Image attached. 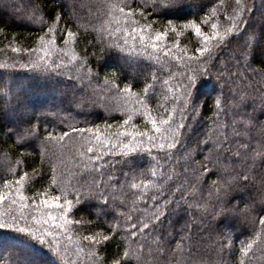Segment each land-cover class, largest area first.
I'll return each instance as SVG.
<instances>
[{
    "label": "trees",
    "instance_id": "16d2710c",
    "mask_svg": "<svg viewBox=\"0 0 264 264\" xmlns=\"http://www.w3.org/2000/svg\"><path fill=\"white\" fill-rule=\"evenodd\" d=\"M108 2L109 0H74L77 9L83 10L86 14L85 17L80 18L69 13L63 7L64 2L59 3L57 0H0V64L9 65L6 68H0V101L11 102L10 108L0 109V192L7 194V198L0 202V217L11 219L13 216H22V225L27 223L40 227L44 231L49 230L53 222L49 221L48 225L42 223L43 220L48 219L47 210L37 211L33 200L38 204L40 199L46 198L35 195L37 190L41 192L47 190L49 195H61V192L65 190L66 180L59 183L55 190L50 187L52 167L56 166L57 173L63 172L65 177L76 174L79 178V173L82 171L79 165L86 159L79 153L80 151L86 152L88 146L97 147L94 133L117 131V126L122 125L123 120L129 115L133 117V120L127 126L128 131L132 130V123L136 124L140 130H145V128L150 130L151 125H146L140 114L143 112V108L138 103L137 97L142 98L147 95L148 106L151 109H156L158 102L163 103L164 108L169 111L175 107L173 127L182 122L179 111L182 101L178 102L172 99L164 101L163 97L166 95L171 97L172 93H169L168 89H173L175 95H179V91L176 90L184 80L181 73H185L186 68L179 60L164 56L162 53H154L151 58L146 53H121L114 48H108L106 41L99 42L94 29L101 27L108 19L105 8V4ZM139 2L140 0H137V3ZM246 3L252 9L251 12L245 14L251 17L248 22L250 25L248 32L255 31L264 41V18L262 20L264 0H246ZM233 6L234 0H178L173 11L159 15L151 14L149 18L156 21V27L160 30H164L169 20L172 21V25L182 34L170 33L164 43L173 49V56L183 57L185 52L189 55L195 54V48L200 44L194 31L191 28L184 29L182 26L192 20L200 23L203 18L210 17L212 9L216 8L217 12L213 22L217 23L219 30L223 32L229 26L230 22L227 17L232 13ZM34 7L39 9L38 19L30 22L27 19L31 18V10ZM17 10L22 11L23 14H18L19 17L16 21ZM8 14L12 15L14 19L13 17L12 19L4 17ZM58 15L63 17L59 21L56 20ZM54 23L57 24L55 33L57 47L64 48L63 41L68 39L67 47L70 50V55L74 53L81 62L86 61V67L80 69V63L68 65L61 69L59 75L21 67V63L36 58V53L25 52V49L39 48L40 37L44 36ZM201 27L204 32L211 34L210 25L202 24ZM68 30L78 33L75 42L72 41V38L67 37ZM234 35L236 37L234 42L219 53L220 59L216 61L211 77H201L193 88L197 104L200 106V114L195 120L192 119L196 115L195 113L186 112L184 114L183 122L190 126L183 130L188 151L195 148L196 141L203 135L206 127L211 123V119H215L214 111L210 110L204 102L207 101L208 105H211L217 96H213L212 93L217 90L220 94V84L216 82L217 67L220 61L225 59L220 70L226 65L230 71H236V61L230 57L238 53L246 37L240 36L239 33ZM50 38V36L46 37V39ZM177 44L179 47L174 46ZM12 47L19 48L20 52H12ZM40 55L43 53L41 52ZM156 56L160 57L159 61L156 60ZM119 58L129 62V65L124 67L125 69L122 68V65L116 64V60ZM67 60L68 57H65L66 63ZM261 60H264V54L257 49L253 67H259ZM78 69L80 70L78 71ZM113 73L116 74L115 83L105 85L106 78L110 81L114 79ZM153 75L156 76L155 80L152 78ZM248 75H252L250 71ZM164 81H168V84L165 85ZM244 83L247 84L248 81L245 80ZM126 84L133 86L132 95H126L117 90ZM233 87L230 85L223 89L224 114L220 117L222 122L229 125L227 129L229 135H231L233 120ZM146 89L147 91H145ZM248 92L247 106H242L239 111L245 113L246 116H255L256 126L250 132V141L254 148L262 139L261 125H264V111L260 110V102L261 94H264V86L254 81ZM164 108L159 109V112L163 113ZM253 108L256 109L255 113H253ZM153 115H158V113L154 112ZM236 119H240V117H236ZM106 125H112V128L108 129ZM18 128H35L39 139L33 138L31 143L35 142L38 148L14 147L17 137L14 135L10 137L7 134L10 130ZM74 128L90 129L91 131L73 132ZM64 132L69 135L63 140H53L45 147L44 137L49 133L60 137ZM128 140L131 138L129 137ZM144 141L143 149L127 157L106 155L103 160L97 161V167L101 168L103 175L101 172H90L83 176L81 183L90 182L93 179L99 182L100 188L104 192V198H86L81 205L76 206L79 210L75 212V218H84L93 223L86 225V231L82 232L80 227L70 226L67 234L59 235L61 252L66 250L65 259L61 264H87L85 254L78 252L80 244H84L85 251H87L86 242L81 240V234L87 235L91 231H100L102 228L107 230L109 223L119 222L123 225L125 217L118 216V213H129L135 207L137 211L131 213L134 217L144 219L151 214L152 209L146 208L143 200L133 204L136 199L134 193L139 194L140 190L133 189L130 185L140 183L141 180H158L159 173L167 172L175 166L177 158L174 157L172 163L165 164L164 153L159 149H152L149 154L147 149L151 145L147 143L146 137ZM117 151L119 152L120 149ZM22 153L23 155H21ZM194 156L196 161L202 159L199 154L194 153ZM153 157L156 159L154 160ZM157 163L163 167L157 168ZM149 164L152 167H148ZM192 166L198 167L199 165ZM153 168H156L158 172L157 177H151L150 170ZM34 169L36 173H34ZM26 173L27 175H25ZM22 176L25 178L21 181L23 185L21 192L27 197L25 201H20L19 196L15 195L16 188L21 187L15 182ZM253 176L254 183L258 185L262 178L261 170L256 169ZM5 179L10 182L9 188L4 187ZM216 179V176H211L202 183L197 199L202 197L210 204H215V201L210 198V193L214 192L212 181ZM174 189L175 185H171L159 200L162 206L161 210L166 214L161 217L156 232L163 236L171 249H175L180 241L179 237L187 235V232H181V228L186 225V222H192L190 223L192 246L186 248L184 257H195L198 261H203V264H218L221 259V245H228V240L224 238V235H230L234 242V251L229 256L225 250L224 258L227 259V264H232L233 259L238 264L240 241L246 237L255 239L256 233H261L264 237V231L259 224V215L264 214H254L257 215L255 225L245 223L240 217L225 218L214 214H203L202 210L197 211L195 207L189 208L188 204L181 199L180 193ZM81 191L84 190L81 189ZM150 191H154V189H150ZM254 191L255 189H253V193ZM10 192L12 194H9ZM248 195L247 192L241 190L232 193L229 200L232 205L238 204L239 208L243 209L245 203H236L237 199L248 200ZM13 199L16 200L15 204L12 203ZM69 199L74 200V195L70 194ZM165 199L172 201L167 209L163 208ZM122 200L125 201L124 204H121ZM147 203L150 206L153 201L149 199ZM218 209L219 206H217ZM104 211L106 212L104 213ZM103 213L104 218H101ZM54 214L59 215L58 210H54ZM38 221L40 223H37ZM51 230L53 232L62 231L56 228H51ZM154 238L153 236L134 239L149 240ZM21 239L22 237L15 232L0 230V264H16L17 261L23 264L25 260L29 264H55L56 258L48 251L46 244L41 247L38 242H33L30 249L21 251ZM184 243L188 244L187 239ZM171 249L163 257V260L167 261L171 256ZM144 252L147 256L149 249L145 247ZM101 255H103L102 252ZM120 255H123V248L120 250ZM249 257L251 260L245 258L246 264H264V242L262 240H257V243L253 245ZM148 259L151 264V257Z\"/></svg>",
    "mask_w": 264,
    "mask_h": 264
},
{
    "label": "snow or ice",
    "instance_id": "6c2138e0",
    "mask_svg": "<svg viewBox=\"0 0 264 264\" xmlns=\"http://www.w3.org/2000/svg\"><path fill=\"white\" fill-rule=\"evenodd\" d=\"M178 0H109L105 4L106 16L108 19L99 28H95L97 32L98 41L101 43L107 42L108 48H114L121 53L137 52L146 53L151 58L154 53H162L164 56L171 57L179 60L186 68L185 73H181L184 80L180 83L179 95H175L173 89H168L172 93L171 97L164 96V101L169 99L175 101H182V106L179 108L181 113L182 122L175 125L174 115L175 107L169 111L164 108V104L158 102L156 109L149 108V98L147 95L144 97H137L138 103L143 108L140 113L145 121V124L151 125V129L140 130L136 124H131V131L127 130V126L133 120L129 115L123 120L122 125L117 126V131L94 133V139L97 147L88 146L85 151H80L81 157H86L79 165L82 171L79 173V178L76 174L65 177L63 172L57 173V167L53 166L51 169V185L50 187L55 190L56 186L67 181L65 190L61 195H49L46 191H39L35 193L37 196L46 197L36 201L33 204L36 210H47L48 219L43 220L44 225H48L52 221L51 228L62 230L61 232H53L49 230H42L35 225L27 223L21 224L23 217L13 216L11 219L0 217V230L11 231L19 234L22 239L20 241L22 248L21 251L30 249L33 242H38L41 247L45 244L48 246V251L56 258L55 264H61L65 259V252H61L59 244V235L67 234L70 226L80 227L86 231V225L93 222L85 220L84 218L76 219L75 212L79 209L77 205H81L84 199H103L104 192L100 188L99 182L94 179L90 182L81 183V179L86 173L101 172V168L97 167L96 162L104 159L106 155H119L127 157L132 153H136L144 148V138H147V143L151 145L147 149L151 154L152 149H159L164 153V163L169 164L173 162L176 157L175 166L171 167L167 172H160L158 180H141L140 183H132L130 185L133 189H138L139 194H135L136 199L133 201L135 205L137 201L143 200L145 207H150L152 212L146 218L141 219L134 217L131 213L137 211L134 207L129 213L120 212L117 215L125 217L123 225L119 222L115 224L109 223L107 230L103 228L100 231H91L87 235L81 234V240L86 242L85 245L80 244L78 247L79 253L85 254L87 264H149V257H151V264H203V261H198L195 257H184L186 248L191 245V227L190 223L181 228V232H187V235H181L180 241L177 243L175 249L167 244V241L162 235L156 232L159 227L161 217L166 214L161 210L159 200L164 196V193L171 185H175V191L179 192L181 199L184 203L188 204L189 208L195 207L197 211L203 214H214L223 216L240 217L245 223H252L255 225L257 215L264 214V125L262 128V139L256 147H252L250 141V132L256 126L255 116H246L245 113L239 111L242 106H247L249 97L248 89L252 88L253 82L259 83L264 86V60L259 62V67H253L255 63V54L257 49L264 54V41L255 32H248L250 16L246 13L251 12L246 0H234L232 13L227 17L229 26L223 32L219 30V25L214 21L217 9L213 8L210 17L203 18L200 23L195 20L189 21L182 27L184 29L191 28L195 35L199 38V47L195 48V54L189 55L184 53L183 57L173 56V49L169 48L164 43L169 37L170 33L181 35L177 28L172 25L169 20L168 25L164 30L156 27V21L150 20L151 14H166L173 11L177 6ZM38 8L31 10V19H38ZM63 17L58 15L56 20L59 21ZM43 23V21L41 20ZM210 25L211 34L204 32L201 25ZM243 29V31H241ZM57 31V24H53L48 28L44 36L40 37V47L36 49H25V52L36 53L35 59H29L21 63V67H29L32 69L42 70L44 73L60 74L61 69L68 65L80 63V69L86 67V61L81 62L79 57L74 53L70 55L68 49L69 40L64 39V48L57 47L55 33ZM239 33L240 36H245L242 46H240L238 53L230 57L236 61V71L232 72L225 65L221 70H218L216 82L220 84V94L217 95L211 105L205 101V105L209 106L210 110L214 111L215 119H211V123L206 127L203 135L196 141L195 148L191 151L186 150L187 144L185 141V132L183 131L190 126L184 121L186 112L195 113L192 117L193 120L200 114V106L197 104L193 88L196 86L201 77H211L212 69L216 66V61L220 59L219 53L227 49L236 39L235 35ZM51 37L46 39V37ZM67 37L72 38V41L78 38V33L71 30L67 31ZM179 47V45H174ZM151 49V51H149ZM11 51L14 53L20 52L19 48L12 47ZM43 55H40V53ZM65 57H68L67 63ZM23 59V57H21ZM160 57L156 56L159 61ZM187 61V63H185ZM9 65L0 64V68H6ZM78 69V71L80 70ZM251 72V76L248 72ZM113 80L105 79V85L114 84L116 74L113 73ZM259 78L258 80L256 78ZM153 80L156 76L153 75ZM248 83L245 84L244 81ZM165 85L168 81L163 82ZM234 86L232 91L233 106L231 122V135L227 129L229 125L222 122L220 117L224 114V97L223 89L226 86ZM132 85L126 84L123 88L117 90L126 95H132ZM147 91V89L145 90ZM238 97V100H237ZM5 107L10 108V101H0V109ZM164 108V112L160 113L159 109ZM260 110L264 111V94H261ZM256 109L253 108V113ZM157 112L158 115H153ZM240 117V119H236ZM106 128L111 129L112 125H106ZM73 132L91 131L86 129H72ZM10 137L16 136L14 147H29L33 138L39 139L35 128H23L10 130L7 134ZM64 132L62 136L55 137L49 133L44 137V145L51 143L53 140H63L68 136ZM131 140H128V138ZM139 138V139H138ZM235 138V139H233ZM128 140V142H125ZM115 141V142H113ZM117 149H120L118 152ZM183 150V151H182ZM195 154H199L202 159L195 160ZM91 154V155H90ZM23 155V153L21 154ZM155 160L156 157H153ZM181 161L183 162L181 164ZM198 164V167L192 166ZM157 168L163 165L157 163ZM182 169V170H181ZM261 170V176L258 185L254 183V171ZM36 173V170H33ZM39 174V173H37ZM103 175V173L101 172ZM151 177H157L158 172L156 168L150 170ZM27 175V173L25 174ZM216 176L217 179L212 181L214 192L210 193V198L215 201V204H210L208 200L202 197L197 199V194L201 191L202 183L207 181L208 177ZM25 177H21L15 183L21 185L16 188L15 195L19 196L20 201H25L27 197L21 192L23 185L21 181ZM111 179V177H109ZM75 180V183H73ZM162 181V183H161ZM182 181V182H181ZM10 182L5 179L4 187L9 188ZM70 189V191H69ZM81 189L84 191L82 192ZM154 189V191H150ZM253 189H255L253 193ZM241 190L247 192L248 200L241 201L245 203L243 209L239 205H232L229 197L234 192ZM9 194H12L11 192ZM74 195L75 199H69V195ZM86 194V195H85ZM7 198V194L0 192V202ZM235 198V197H233ZM153 201L149 206L147 201ZM12 203L15 204L16 200L13 199ZM125 201H121L124 204ZM172 203L171 200L165 199L163 208L167 209ZM24 206V205H22ZM217 206L219 209L217 210ZM54 210H58L59 215L54 214ZM69 217H72L71 219ZM195 219V217H194ZM37 223H40L39 221ZM259 224L262 231H264V215H259ZM223 235V234H222ZM155 237L154 239L143 240L134 239L136 237ZM228 240V245H221L220 254L221 259L218 264H227L225 259V250L229 256L234 251V242L230 235H224ZM187 239L188 244L185 245L184 241ZM257 240L264 242V237L261 233H256L255 239L245 238L240 241L241 247L239 248L240 258L238 264H246L245 258L249 257V253L253 249V245ZM79 243V242H78ZM149 249L148 255H145L144 248ZM123 248V255H120V250ZM171 249V256L168 260H163V257L169 253ZM101 252L103 255H101ZM178 257V258H177ZM16 264H20L17 261ZM23 264H29L27 260ZM232 264H236L233 259Z\"/></svg>",
    "mask_w": 264,
    "mask_h": 264
},
{
    "label": "rangeland",
    "instance_id": "374dc122",
    "mask_svg": "<svg viewBox=\"0 0 264 264\" xmlns=\"http://www.w3.org/2000/svg\"><path fill=\"white\" fill-rule=\"evenodd\" d=\"M57 1H59V3L60 2H64V4L65 5H63V7H65L66 8V10L69 12V13H71V14H74V15H76V16H78V17H80V18H82V17H85V12L83 11V10H80V9H77V7L75 6V3H74V0L73 1H70V0H57ZM17 17H15V19H16V21H17V18L19 17V15L18 14H23V12L22 11H19V10H17ZM15 15V16H16ZM4 16V15H3ZM262 16H264V13H262ZM4 17H6L7 19H12V15H9L8 14V16L6 15V16H4ZM263 18L264 17H262V20H263ZM13 19H14V17H13ZM27 20H29L30 22H32V20L33 19H31V18H28ZM253 32H255V31H253ZM223 62H225V59L223 58L221 61H220V63H219V66L217 67V69L218 70H220V67H221V64H223ZM129 62L128 61H125V60H123L122 58H119V59H117L116 60V64L117 65H122L123 67L122 68H126L129 64H128ZM124 68V69H125ZM217 70V71H218ZM212 95L214 96V95H219V93H218V91L217 90H215L213 93H212ZM29 147H31V148H38V146L35 144V142H32L31 143V146H29ZM148 167H152L151 166V164H149L148 165ZM182 170V169H181ZM242 200H240V199H237V202L236 203H240ZM243 201H247V200H243ZM95 206V205H94ZM88 208H90L89 206H88ZM91 209V208H90ZM92 211V210H91ZM93 212L95 213V210L93 209ZM106 211H104V213H105ZM104 213H103V215L101 216V218H104ZM96 214V213H95ZM97 215V214H96ZM224 226V225H223ZM180 238V237H179Z\"/></svg>",
    "mask_w": 264,
    "mask_h": 264
}]
</instances>
